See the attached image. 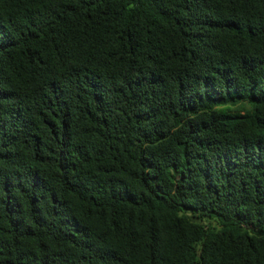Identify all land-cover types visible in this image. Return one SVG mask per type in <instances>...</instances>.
I'll list each match as a JSON object with an SVG mask.
<instances>
[{"label":"trees","instance_id":"1","mask_svg":"<svg viewBox=\"0 0 264 264\" xmlns=\"http://www.w3.org/2000/svg\"><path fill=\"white\" fill-rule=\"evenodd\" d=\"M0 264H264V0H0Z\"/></svg>","mask_w":264,"mask_h":264}]
</instances>
